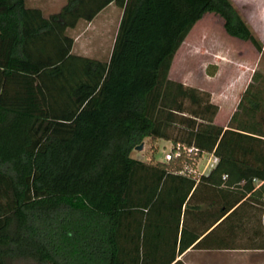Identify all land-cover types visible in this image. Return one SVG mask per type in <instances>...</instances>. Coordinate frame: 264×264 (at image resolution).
Returning <instances> with one entry per match:
<instances>
[{
  "label": "trees",
  "instance_id": "1",
  "mask_svg": "<svg viewBox=\"0 0 264 264\" xmlns=\"http://www.w3.org/2000/svg\"><path fill=\"white\" fill-rule=\"evenodd\" d=\"M109 4L121 16L108 61L73 54L68 32ZM206 14L261 52L230 0H66L47 17L0 0V264L264 249V74L226 127L210 93L169 78ZM145 139L171 142L170 159H135ZM205 154L217 162L192 177Z\"/></svg>",
  "mask_w": 264,
  "mask_h": 264
},
{
  "label": "rangeland",
  "instance_id": "2",
  "mask_svg": "<svg viewBox=\"0 0 264 264\" xmlns=\"http://www.w3.org/2000/svg\"><path fill=\"white\" fill-rule=\"evenodd\" d=\"M30 4L34 3L29 0ZM64 0H43L45 13H57ZM242 20L257 39L261 52L248 42L229 37L223 20L215 14L204 15L192 28L175 54L169 78L186 86L210 93L212 103L219 108L216 125L226 126L242 92L255 71L264 74V0H230ZM121 9L111 6L92 22L80 21L68 32L73 38L72 53L107 62L116 36ZM171 142L145 139L143 148L132 156L145 163L164 162L171 151ZM210 156L203 155L192 177L208 173ZM249 251L190 252L182 258L186 264H251ZM256 259V258H255ZM262 260V259H261ZM264 260V258H263Z\"/></svg>",
  "mask_w": 264,
  "mask_h": 264
},
{
  "label": "crops",
  "instance_id": "3",
  "mask_svg": "<svg viewBox=\"0 0 264 264\" xmlns=\"http://www.w3.org/2000/svg\"><path fill=\"white\" fill-rule=\"evenodd\" d=\"M34 1V3H32V4H30V1L29 0H25V3H26V6L27 7H29V8H37V9H40L41 11H42V13H43V15L45 16V17H47V16H49V15H51V14H54V13H50V14H46L45 13V9H44V5H43V3H42V1L43 0H33ZM65 2H64V4L66 3V0H64ZM64 4H62V6L64 5ZM61 6V7H62ZM111 6H115L114 4H109L106 8H104L97 16H99L100 14H102L104 11H106L107 9H109ZM61 7H60V9H61ZM96 16V17H97ZM95 17V18H96ZM94 18V19H95ZM93 19V20H94ZM92 22V21H91ZM238 102V101H237ZM236 105H237V103H236ZM219 111V110H218ZM218 114V113H217ZM231 116V115H230ZM230 118V117H229ZM219 126H221V125H219ZM222 127H226V126H222ZM170 143V142H169ZM208 156H210V154H207ZM209 165V167H210V169L212 168V164H208ZM209 169V170H210ZM208 170V171H209ZM203 174H207V173H201V175H203ZM260 219H261V224H262V226L264 227V211H263V213H262V215H261V217H260ZM193 251H197V252H208V250H194V249H192V248H189L188 250H186L182 255H180V256H178L177 257V260H182V258L183 257H185V256H187L190 252H193ZM240 251H249V252H251V255L250 256H254V261H249V263H251V264H264V260H263V258H264V249H262V250H240ZM256 258V259H255ZM262 259V260H261ZM184 264H186L185 262H183Z\"/></svg>",
  "mask_w": 264,
  "mask_h": 264
},
{
  "label": "built area",
  "instance_id": "4",
  "mask_svg": "<svg viewBox=\"0 0 264 264\" xmlns=\"http://www.w3.org/2000/svg\"><path fill=\"white\" fill-rule=\"evenodd\" d=\"M171 147H172V144H171ZM179 148H180V146L178 145L177 147H176V153H175V155H179ZM187 152H191L192 151V148L191 149H185ZM170 157H171V152H169V153H167L165 156H164V160L165 161H168L169 159H170ZM210 158H211V160L209 161L210 163H208V164H212V167L214 166V164L217 162V158L216 157H214L212 154H210ZM190 172V171H189Z\"/></svg>",
  "mask_w": 264,
  "mask_h": 264
},
{
  "label": "water",
  "instance_id": "5",
  "mask_svg": "<svg viewBox=\"0 0 264 264\" xmlns=\"http://www.w3.org/2000/svg\"><path fill=\"white\" fill-rule=\"evenodd\" d=\"M143 148V144H140L138 147L135 148L136 151H139Z\"/></svg>",
  "mask_w": 264,
  "mask_h": 264
}]
</instances>
